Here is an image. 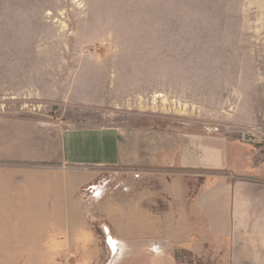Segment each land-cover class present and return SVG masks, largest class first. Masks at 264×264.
Instances as JSON below:
<instances>
[{"label":"rangeland","instance_id":"1","mask_svg":"<svg viewBox=\"0 0 264 264\" xmlns=\"http://www.w3.org/2000/svg\"><path fill=\"white\" fill-rule=\"evenodd\" d=\"M4 112L43 123L41 167L63 186L62 212L60 194H47L48 221L62 213L80 224L74 233L65 226L66 238L82 240V248L65 243L62 251L71 255L65 264H109V237L118 242L148 231L152 213L138 204L151 211L153 202H163L166 180L203 174L133 163L136 129L145 144L147 134H170L159 142L161 150L182 130L206 133L214 126L240 140L247 132V138L264 141V0H0ZM73 128L121 132L131 163L93 164L117 155L110 133L93 132L73 134L95 143L103 139L102 149L78 151L91 164H65L60 136ZM141 169L150 174L137 176ZM118 253L112 264H147L152 257L171 264L165 252L124 259Z\"/></svg>","mask_w":264,"mask_h":264},{"label":"crops","instance_id":"2","mask_svg":"<svg viewBox=\"0 0 264 264\" xmlns=\"http://www.w3.org/2000/svg\"><path fill=\"white\" fill-rule=\"evenodd\" d=\"M15 114L0 113V264H40L39 261L65 264V259L71 257L62 251L65 243L74 242L82 248L80 238L65 237V226L72 225L74 233L80 224L66 221L62 213L53 222L48 221L47 212L52 203L48 204L47 194L49 199L56 192L60 194L57 210L62 212L63 186L60 177L55 178L41 167L45 147L43 123ZM93 132L110 133L117 152L116 158H101L93 164L121 160L131 163L126 144L119 140L121 132L106 128H73L60 136L65 164H91L80 159L78 151L93 147L102 149L103 139L95 143L75 138L78 135L73 134ZM141 134L136 129L131 135L133 163L151 168L164 164L188 173L203 174H199V178L166 180V192L160 196L163 202H153L155 208L151 211L143 202L137 205V209L152 213L148 221L151 223L144 233L138 230L137 234L118 238L119 245L127 249L122 259L129 255L133 258L136 253L158 251L168 253L171 264H264V141L257 137L256 141H243L230 132L186 129L177 133L174 144H166L165 148L162 145L164 149L161 150L157 149L161 146L159 142L165 143L166 137L171 139L170 134H147V144ZM145 145L149 149L147 152L143 151ZM34 165L38 167H32ZM141 172L142 178L150 174L144 169ZM67 185L72 187L77 183ZM141 185L142 182L136 183V187ZM99 190L98 197H101L100 188L95 192ZM116 244L114 238L107 241L108 254H111L109 264L117 263L112 258L114 250L120 247ZM54 260L59 262L52 263ZM147 264L163 263L152 257Z\"/></svg>","mask_w":264,"mask_h":264},{"label":"built area","instance_id":"3","mask_svg":"<svg viewBox=\"0 0 264 264\" xmlns=\"http://www.w3.org/2000/svg\"><path fill=\"white\" fill-rule=\"evenodd\" d=\"M218 128H219L218 126H214V127H206L205 130H206L207 132H211V133H213V132H217V131H218ZM246 135H247V132L242 133V136H243V137H242V140H243V141H244V140H248V141H249V140H250V141H256V138H249V137L247 138ZM137 173H138L137 176H140L141 173H143V172L138 171ZM93 187H94V186H93ZM127 187H128V188H127ZM127 189H129L128 191H130V189H131L130 186H125V187H123V190L126 191V192H128ZM109 238H110V237H109Z\"/></svg>","mask_w":264,"mask_h":264},{"label":"bare ground","instance_id":"4","mask_svg":"<svg viewBox=\"0 0 264 264\" xmlns=\"http://www.w3.org/2000/svg\"><path fill=\"white\" fill-rule=\"evenodd\" d=\"M155 241H156V240H155ZM108 243H109V238H108ZM116 243H117L116 245H117V247H118L119 244H118L117 241H116ZM157 244H158V243H157ZM119 246H120V245H119ZM118 250H119L118 248L114 250L115 252L113 253V256H112L113 259H115V257H117V256L119 255ZM126 250H127V249H125V248L122 247V245H121V246H120V255L126 253V252H127ZM110 263H111V262H110Z\"/></svg>","mask_w":264,"mask_h":264}]
</instances>
